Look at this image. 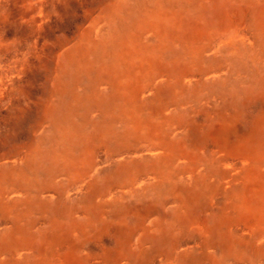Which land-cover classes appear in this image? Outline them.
<instances>
[{"label": "rangeland", "instance_id": "1", "mask_svg": "<svg viewBox=\"0 0 264 264\" xmlns=\"http://www.w3.org/2000/svg\"><path fill=\"white\" fill-rule=\"evenodd\" d=\"M0 264H264V0H0Z\"/></svg>", "mask_w": 264, "mask_h": 264}]
</instances>
